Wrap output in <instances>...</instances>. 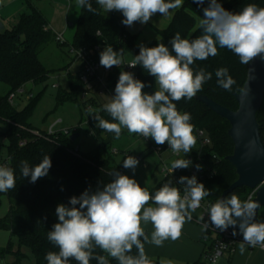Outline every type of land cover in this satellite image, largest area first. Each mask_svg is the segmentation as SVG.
<instances>
[{
	"label": "clouds",
	"instance_id": "1",
	"mask_svg": "<svg viewBox=\"0 0 264 264\" xmlns=\"http://www.w3.org/2000/svg\"><path fill=\"white\" fill-rule=\"evenodd\" d=\"M77 6L95 14L90 0H76ZM106 12L118 11L124 19L122 24L133 26L136 22L148 24L151 18L160 14L166 16L171 10L182 6L183 0H96ZM203 8V18L199 22L202 34L193 39L182 38L177 32L169 41L171 47L158 43L154 47L139 45V54L129 67L141 65L149 75L155 77L157 89L153 94L143 91L145 83L134 74L121 71L115 86V95L106 103L104 110L111 121L101 118L89 109L97 122V127L112 132L118 138L122 129L145 140L151 138L157 145L167 144L174 153H190L197 143L190 113H181L174 101L192 100L203 90V85L212 79V73L203 68L194 71L196 61H204L218 55L219 48H226L239 57L241 64L248 65L260 58L264 60V7L248 4L239 12L226 10L219 0H195ZM99 35V34H97ZM123 50L114 51L107 46L100 53V65L104 68L121 66ZM217 84L231 91L236 83L227 68L215 72ZM246 93L247 89H238ZM139 160L127 156L123 160L125 169L135 171ZM193 162L189 159L175 160V169H187ZM52 166L50 156L30 166L21 162V174L30 177V182L47 176ZM197 170L202 166L195 165ZM113 179L95 191L86 189L79 197L73 196L69 204L60 203L55 209L58 222L48 231L47 239L58 251H49L47 264H90L95 259L98 264H109V257L118 264H153L145 253V243L162 246L166 240H178L187 221L201 206V201L209 196L210 190L198 182L195 175L181 176L178 183L183 185V195L179 187L165 183L154 195L142 187L136 179L119 171L109 173ZM16 187L14 170L0 166V192ZM150 203L154 206H149ZM78 205V207H77ZM260 207L250 197L241 201L235 194L211 204L208 209L210 223L214 228L225 231L233 228L232 235L242 234L241 254L245 245L264 247V222L255 219ZM207 230L209 223L204 216ZM151 223V236L146 234L142 224ZM137 250L132 255L133 249ZM99 249L107 255H98ZM160 264H173L171 260H161Z\"/></svg>",
	"mask_w": 264,
	"mask_h": 264
},
{
	"label": "trees",
	"instance_id": "2",
	"mask_svg": "<svg viewBox=\"0 0 264 264\" xmlns=\"http://www.w3.org/2000/svg\"><path fill=\"white\" fill-rule=\"evenodd\" d=\"M219 2L226 10L232 12H239L250 3L264 7V0H229L227 2L219 0ZM90 3L96 12L93 14L86 8H80L72 45L92 47L96 44L106 43L112 46L113 50H126L133 57L138 55L140 49L137 35L127 31L126 26L122 24L124 17L116 11L106 13L96 0H90ZM207 6V2L199 5L195 0H183L181 8L175 13L168 27L159 31L164 39V44L171 47L169 41L177 32L181 34L182 38L193 39L200 36L202 30L197 23V17L203 18V8ZM54 35L48 19L33 5H31L30 12L20 15L19 22L15 27L0 32V82L9 88L8 92L0 97V121L5 124V128L0 130V165L4 162L3 152L5 151L9 156V164L14 170L16 178L15 188L7 192H0V194H5L9 200V210L0 219V228L10 231L12 236L17 235L19 238L18 250L15 251L11 243L6 248H0V255L8 253L17 255L18 259L10 264H21L22 258L26 256V253L22 251L23 247L30 249L35 264H47L46 254L49 251H58L47 239L48 231L52 229L53 224L58 222V217L55 215L57 205L60 203L68 205L71 197H79L86 189L95 191L98 187L102 188L104 184L113 179L109 175L112 171L122 172V168L115 165V160L111 155H103L99 150L89 154H73L70 149L75 145L70 138L71 135L60 132L51 136L46 134L36 136L34 134L36 128L30 121L37 102L33 96L29 98V103L22 109L16 108L9 101L10 94L25 89L26 84H39L48 80L50 71L40 60L39 50ZM158 43L154 41L148 47H154ZM248 66L249 64H241L239 57L233 52L218 46V55L204 61L198 60L191 66L194 71L203 68L206 72L212 73V79L207 81L203 85V90L197 94L206 95L214 101L236 110L238 103L234 93L240 92L238 89L243 88L247 79ZM138 68L141 81L145 83L146 88L155 90L157 86L155 77L149 75L141 65H138ZM219 68H227L229 74L236 81L231 91H227L217 84L215 72ZM71 83V91L67 95L62 93L59 100H77L82 84L77 79L74 80L73 77ZM174 103L181 113H190L194 134L197 129H206L213 141L212 146L199 149V152L203 154L210 165L214 166L212 168L215 170V175L204 181L203 184L211 193L207 198L215 203L221 198L223 191L238 178L235 168L226 160V157L234 150V143L228 135L230 124L196 97L190 101L181 99ZM99 116L111 121V117L104 108ZM257 120L261 129L264 123V101L257 113ZM89 121L88 132H93L96 135L101 148H108L112 140L116 138L115 134L97 127L93 116ZM123 133L122 129L121 134ZM23 139L27 140V144L20 146V141ZM214 153L219 156L217 163L211 160ZM45 156H50L52 161L47 176L35 183L30 182V177L22 176V161H27L30 166H35ZM169 182H171L169 179L163 178L155 186L145 188L154 195L160 187ZM246 190L250 189L238 188L227 197L235 194L243 201L241 195ZM149 206L153 205L150 203ZM257 221L264 222V217L262 219L260 213ZM210 236L209 231L203 232L204 242L210 239L209 243L207 242L204 255L200 260L188 264H208L205 254L213 245ZM96 254L107 255L99 249L96 250ZM131 254L136 255L137 250L134 248ZM228 257L230 258V256ZM108 259L109 264H118L116 260L110 257ZM149 259L153 261V264H160L161 261L160 259ZM70 264H76V262L73 260L70 261ZM90 264H98V262L93 259Z\"/></svg>",
	"mask_w": 264,
	"mask_h": 264
},
{
	"label": "rangeland",
	"instance_id": "3",
	"mask_svg": "<svg viewBox=\"0 0 264 264\" xmlns=\"http://www.w3.org/2000/svg\"><path fill=\"white\" fill-rule=\"evenodd\" d=\"M227 1L229 0H222V2ZM31 5L45 15L53 27V32L63 31L67 27L65 34L67 43L63 45L59 44L54 35L52 39L40 48L39 58L50 71L49 78L43 83L26 84V92L23 94L17 93L14 98V106L18 109L24 108L30 101L28 95L31 92L33 98L37 99L30 119L36 129L46 130L51 123L58 120H62L58 126L59 128L76 126L79 136L74 141V145L80 147L81 153L89 154L99 150L103 155H111L115 160V165L122 168L123 174L136 179L141 186L151 188L158 184L164 178L162 172L163 160H171L168 154L163 153L158 155L153 152L150 153L147 151L149 143L140 136L130 134L129 132H124L118 138H114L108 148H101L96 135L93 132H88V129H90L88 121L92 115L89 113V109H86L81 96L79 95L77 100H59L62 93L67 95L71 91L72 77L74 80L76 79L75 75L80 66V63L74 59L73 54L69 51V46L73 43L80 14V7L77 6L76 0H1L0 18L5 24L0 28V31L4 32L7 29L15 27L19 22L20 15L24 12H30ZM67 22L71 24L68 25ZM143 45L146 46V43ZM125 56L127 59L134 58L128 51ZM8 90V86L0 82V97L5 95ZM155 90L146 87L143 89L148 94H153ZM96 109L97 107L92 108L93 113ZM4 128L5 124L0 121V130ZM153 143H155L154 140ZM114 150H118V153L114 154ZM125 153L128 154L126 155ZM141 153L147 154L145 161L139 163L134 172L132 169H125L123 167V160L127 156L137 157ZM3 156L4 159L9 157L5 151L3 152ZM249 191L246 190L242 193V199H246ZM8 210L9 200L5 194H0V219L7 214ZM198 215L199 212L195 211L192 214V218ZM260 217L262 219L264 217V208L260 210ZM9 243H11L15 251L18 250V236H12L10 231L0 228V248H6ZM22 251L26 253V256L22 258L21 264H35V259L30 249L23 247ZM17 259V255L14 253L0 255V264H10Z\"/></svg>",
	"mask_w": 264,
	"mask_h": 264
},
{
	"label": "built area",
	"instance_id": "4",
	"mask_svg": "<svg viewBox=\"0 0 264 264\" xmlns=\"http://www.w3.org/2000/svg\"><path fill=\"white\" fill-rule=\"evenodd\" d=\"M55 39L60 44L66 43L62 34L55 33ZM107 46L109 45L106 43L96 44L92 47H75L72 44L69 46V51L73 54L74 59L80 63L79 70L75 75L77 81L82 84V89L80 90V96L84 100L86 109H92L94 107H97L94 113L98 115L101 113V110L104 108L103 106L106 103H109L111 101L112 96L115 95V86L118 82V78L121 71L131 72L134 74V77L136 79H139L141 81L138 65L134 68L128 66V64H130L134 58L127 59L125 56L127 52L126 50H123V56H122L123 64L121 66L104 68L103 66L100 65L99 62L100 53ZM25 92H26L25 89H21L17 92L10 94L9 96L10 103L14 105V98L17 95V93L23 94ZM32 96L33 94L30 92L28 97L30 98ZM61 122L62 120L54 121L49 125V127L46 130L36 129L34 131V134L36 136H41L43 134H46L47 136H51L60 132L68 135L78 133V129L76 126L59 128L58 126L60 125ZM88 124L90 125V121H88ZM123 130L124 132H128L127 129H123ZM194 135L197 138V143L195 147L192 149V151L187 154L184 152H180L179 154L174 153L167 144L157 145L156 143H153V140L151 138L146 139V141L149 143L147 151H149L150 153L153 152L158 155L166 153L169 155V158H171V160L169 161L167 159L163 160L162 172L164 174V178L169 179L172 182L173 186L179 187L181 189L182 195H183V185H180L178 183L179 178L181 176L191 177L195 175L197 177L198 182L203 183L204 181H206L207 179H211L215 175V170L212 168L214 166L210 165L207 162L206 158L203 156V154L199 152V149L212 146L213 144V141L208 131L206 129H197ZM260 136L264 144V123L262 125V128L260 129ZM26 144H27V140L23 139L20 141V146H24ZM70 151L76 155L81 154V150L79 146L73 147L72 149H70ZM113 152L114 154H117L118 150H114ZM125 154L127 155L128 153ZM146 155L147 154L141 153L136 157L139 160V163L145 161ZM178 159H189L193 162V164L191 167L187 169H175L171 172L172 163ZM211 160H213L214 163H217L219 161L218 154L214 153L211 156ZM197 164L202 166L199 170H197V168L195 167V165ZM0 166L10 167L9 157L7 159H4V162ZM121 173L123 174V172ZM257 190L258 187L255 189H250L249 194L245 200H247L249 197L252 200H254V198L256 197ZM211 204L213 203L207 197H205L201 201V206L196 210L199 212V215L193 216V218L203 228L204 221H200L198 219V217L203 215L204 220L209 223V227L207 228V231H209L211 235H213L212 248L208 251V253L205 254V259L207 263L224 264L223 263L224 257L234 253L237 245H239L243 241V236L242 234H239L238 228L236 229L238 233L236 236L232 235V231H233L232 227H229L225 231H220L219 229L214 228V226H212L210 223V219L208 215V209ZM203 230L205 231L204 228ZM251 248L252 249L259 248L264 250V247H260V246L251 247Z\"/></svg>",
	"mask_w": 264,
	"mask_h": 264
},
{
	"label": "water",
	"instance_id": "5",
	"mask_svg": "<svg viewBox=\"0 0 264 264\" xmlns=\"http://www.w3.org/2000/svg\"><path fill=\"white\" fill-rule=\"evenodd\" d=\"M242 89L246 93H234L238 108L232 110L212 98L197 94L195 97L214 113L225 118L229 124L228 135L234 143L233 153L226 157L236 170L238 178L223 191L220 199L227 197L234 190L242 187L255 189L260 207L256 210L257 221L260 210L264 208V144L260 136V124L257 113L264 101V60L257 58L247 70V79ZM79 134L71 135L72 141Z\"/></svg>",
	"mask_w": 264,
	"mask_h": 264
},
{
	"label": "crops",
	"instance_id": "6",
	"mask_svg": "<svg viewBox=\"0 0 264 264\" xmlns=\"http://www.w3.org/2000/svg\"><path fill=\"white\" fill-rule=\"evenodd\" d=\"M183 4V3H182ZM175 8L170 11L166 16H161L160 14L154 15L148 24H141L136 22L133 26H126L127 31L130 34L137 35V42L140 45L141 43H146L148 47L154 41L159 43H164V39L160 35L159 31L168 27L172 21L175 13L180 9ZM117 12V11H116ZM122 15V13L117 12ZM123 16V15H122ZM200 18L197 17V23L199 24ZM68 25L69 22H67ZM4 21H1L0 18V28L4 26ZM50 28L53 27L49 22ZM67 26V25H66ZM67 27L63 31H56L54 33L62 34L65 41V34ZM2 32V31H0ZM67 43V42H66ZM65 43V44H66ZM16 97V96H15ZM79 134V133H78ZM154 206V205H153ZM145 229L146 234L151 236L153 231V226L151 223L142 224ZM203 228L192 218L191 221H187L183 227L182 235L178 240H166L163 245L158 247L151 243H145V253L148 258L154 259H170L175 264H188L193 263L202 258L204 255L205 249L207 248L206 240H203ZM213 238V235L210 236ZM230 256V258L228 257ZM224 264H264V250L259 248L252 249L250 246L245 245V251L243 254L240 252V244L237 245L234 253L227 255L223 259Z\"/></svg>",
	"mask_w": 264,
	"mask_h": 264
}]
</instances>
